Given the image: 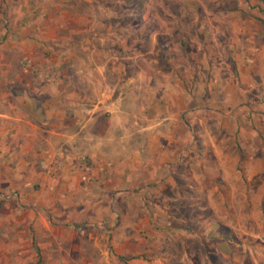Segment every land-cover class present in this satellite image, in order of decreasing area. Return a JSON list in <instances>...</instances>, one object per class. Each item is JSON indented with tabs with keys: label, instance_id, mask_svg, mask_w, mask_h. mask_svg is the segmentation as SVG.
<instances>
[{
	"label": "rangeland",
	"instance_id": "obj_1",
	"mask_svg": "<svg viewBox=\"0 0 264 264\" xmlns=\"http://www.w3.org/2000/svg\"><path fill=\"white\" fill-rule=\"evenodd\" d=\"M263 9L0 0V111L88 105L100 145L68 179L17 166L0 124V264H264Z\"/></svg>",
	"mask_w": 264,
	"mask_h": 264
},
{
	"label": "crops",
	"instance_id": "obj_2",
	"mask_svg": "<svg viewBox=\"0 0 264 264\" xmlns=\"http://www.w3.org/2000/svg\"><path fill=\"white\" fill-rule=\"evenodd\" d=\"M37 93L43 94L42 91ZM48 93L51 97L55 95L54 91ZM73 94L78 95L79 92L73 91ZM27 102L29 104L25 108L14 107L13 115L0 111L1 131L11 138L5 147L7 152L15 160L18 156L21 158L16 163L21 169L32 170L39 165L47 172L55 169L64 176L68 172V179L71 178L75 161L73 150L79 148V151L87 153L100 146L94 147L90 143L94 138L89 132L92 122L90 106L86 105L74 112V117L73 114L66 117V112L53 100H39L31 95ZM63 114L66 120H73V123H62ZM70 193H73V189Z\"/></svg>",
	"mask_w": 264,
	"mask_h": 264
},
{
	"label": "trees",
	"instance_id": "obj_3",
	"mask_svg": "<svg viewBox=\"0 0 264 264\" xmlns=\"http://www.w3.org/2000/svg\"><path fill=\"white\" fill-rule=\"evenodd\" d=\"M137 1H141V0H137ZM155 0H151V2H154ZM165 7H167L165 5ZM174 14V17L176 18L177 20V30L176 32L180 35V40L178 42V45L183 49V50H186V45H187V37L182 35V32H183V20L181 19V14L180 13H177V12H173ZM263 14H264V9H263ZM262 22L261 24H264V18H262ZM198 23L196 25H200L201 26V23L202 21H197ZM196 31L195 29V25L194 26H191V28L189 29L188 32H194Z\"/></svg>",
	"mask_w": 264,
	"mask_h": 264
}]
</instances>
